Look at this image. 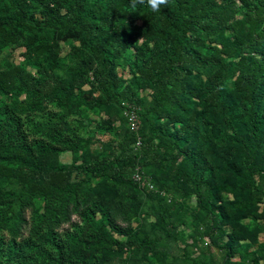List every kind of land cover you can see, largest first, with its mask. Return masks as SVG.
Listing matches in <instances>:
<instances>
[{
  "label": "trees",
  "instance_id": "trees-1",
  "mask_svg": "<svg viewBox=\"0 0 264 264\" xmlns=\"http://www.w3.org/2000/svg\"><path fill=\"white\" fill-rule=\"evenodd\" d=\"M18 48L0 264H264V0H0ZM186 229L220 259L177 246Z\"/></svg>",
  "mask_w": 264,
  "mask_h": 264
},
{
  "label": "rangeland",
  "instance_id": "rangeland-1",
  "mask_svg": "<svg viewBox=\"0 0 264 264\" xmlns=\"http://www.w3.org/2000/svg\"><path fill=\"white\" fill-rule=\"evenodd\" d=\"M23 51L22 48L16 49L13 54L8 55L7 50L4 52L0 53V67H2L5 64H8L9 62H15L18 63L21 60L20 57V52ZM127 72L125 73V76H127ZM94 120H98V117L94 115L93 113H89V116L84 122L89 123L91 126L94 124ZM95 137L101 141H108L113 136L110 133H95ZM98 145V143H94L92 145V148H95ZM63 160H69L70 156L68 154L62 156ZM187 208L190 210L195 209V199L194 197L190 196L182 200ZM185 232L183 233V240L179 241L176 245L179 246L180 248H183L187 250L189 254L192 256H195L199 254L200 252L207 253V255H212L215 261L220 259V254L217 249L208 248V240L206 237L200 239L197 238L196 240L193 238L191 232L189 230H184ZM262 239V237H261ZM180 264H190L188 261L187 262H181Z\"/></svg>",
  "mask_w": 264,
  "mask_h": 264
},
{
  "label": "built area",
  "instance_id": "built-area-1",
  "mask_svg": "<svg viewBox=\"0 0 264 264\" xmlns=\"http://www.w3.org/2000/svg\"><path fill=\"white\" fill-rule=\"evenodd\" d=\"M128 118L130 127L133 130H136L138 128L139 123L136 114L132 111L128 112ZM136 145H139V141L136 142ZM133 179L138 182L142 187H147L148 189L153 188V185L150 183L149 179L140 172L139 168H136L134 170Z\"/></svg>",
  "mask_w": 264,
  "mask_h": 264
},
{
  "label": "clouds",
  "instance_id": "clouds-1",
  "mask_svg": "<svg viewBox=\"0 0 264 264\" xmlns=\"http://www.w3.org/2000/svg\"><path fill=\"white\" fill-rule=\"evenodd\" d=\"M147 5L152 9V11H159L161 5H165L167 0H146ZM144 4L145 0H132V6L135 7L137 4Z\"/></svg>",
  "mask_w": 264,
  "mask_h": 264
}]
</instances>
